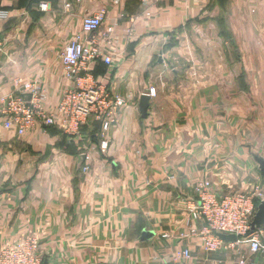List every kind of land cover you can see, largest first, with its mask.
Instances as JSON below:
<instances>
[{"label": "crops", "instance_id": "obj_1", "mask_svg": "<svg viewBox=\"0 0 264 264\" xmlns=\"http://www.w3.org/2000/svg\"><path fill=\"white\" fill-rule=\"evenodd\" d=\"M102 8L113 64L95 63L92 74L125 99L112 125L90 121L71 141L60 124L6 128L1 98L16 80L40 84L55 110L73 85L63 50ZM0 9L9 12L0 248L31 234L47 264H239L245 244L209 252L186 235L199 225L187 202L203 180L217 196L264 186L254 158L264 157V0H0ZM152 89L143 118L140 98ZM251 257L264 264V251Z\"/></svg>", "mask_w": 264, "mask_h": 264}, {"label": "built area", "instance_id": "obj_2", "mask_svg": "<svg viewBox=\"0 0 264 264\" xmlns=\"http://www.w3.org/2000/svg\"><path fill=\"white\" fill-rule=\"evenodd\" d=\"M136 1L148 8L160 0ZM8 16L7 10L0 9V22ZM105 16V8L86 14L82 20V32L66 44L62 63L73 85L63 93L55 110L50 112L44 107L47 92L40 84L16 80L18 91L1 98V114L6 128H15L22 135L36 124H60L71 141L79 139L83 125L90 121L99 122L103 130L112 125L114 110L124 105L125 99L114 95L92 74V65L97 60H102L107 66L113 64V57L103 51L111 44L113 32L112 26L102 29ZM149 94L154 95L155 91L152 89ZM107 146L108 142L102 141L101 147ZM195 190L196 198L188 200L187 211L190 219L199 225L191 227L186 235L197 238L203 249L209 252L245 244L249 253H240L239 264H253L251 255L264 251V226L257 230L251 228L258 204L264 199V186H256L249 192L236 191L217 196L211 181L203 180L196 184ZM218 233L236 234L238 241H224ZM182 255L188 258L191 252L187 248ZM43 263L38 240L31 234L0 248V264Z\"/></svg>", "mask_w": 264, "mask_h": 264}, {"label": "water", "instance_id": "obj_3", "mask_svg": "<svg viewBox=\"0 0 264 264\" xmlns=\"http://www.w3.org/2000/svg\"><path fill=\"white\" fill-rule=\"evenodd\" d=\"M150 99H151V96L149 93H143L140 98L139 109H140L141 116L143 118H146L148 116ZM254 158L256 162L258 163L259 169L264 176V157L258 154H255ZM263 226H264V199L258 204V209L255 213L253 221L251 222V228L252 230H257ZM152 235H153L152 232H144L143 239H149ZM218 236L224 241H229V242L238 241V236L236 234L218 233ZM44 264H47V262H44Z\"/></svg>", "mask_w": 264, "mask_h": 264}, {"label": "trees", "instance_id": "obj_4", "mask_svg": "<svg viewBox=\"0 0 264 264\" xmlns=\"http://www.w3.org/2000/svg\"><path fill=\"white\" fill-rule=\"evenodd\" d=\"M96 63H102V64H105L102 60H97V62ZM106 65V64H105ZM94 123L95 124H97V125H99L100 123L99 122H96V121H94Z\"/></svg>", "mask_w": 264, "mask_h": 264}]
</instances>
